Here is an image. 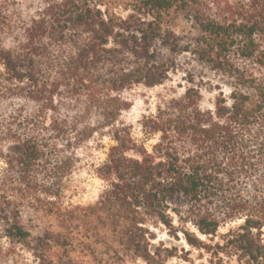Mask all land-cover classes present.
Returning <instances> with one entry per match:
<instances>
[{
	"label": "trees",
	"instance_id": "trees-1",
	"mask_svg": "<svg viewBox=\"0 0 264 264\" xmlns=\"http://www.w3.org/2000/svg\"><path fill=\"white\" fill-rule=\"evenodd\" d=\"M164 53L221 74L228 93L163 100L143 118L147 149L121 120L123 93L162 85ZM96 138L112 142L106 187L65 207ZM235 221L226 244L264 264V0H0V264H167L150 227L195 246L187 225L211 236Z\"/></svg>",
	"mask_w": 264,
	"mask_h": 264
},
{
	"label": "rangeland",
	"instance_id": "rangeland-1",
	"mask_svg": "<svg viewBox=\"0 0 264 264\" xmlns=\"http://www.w3.org/2000/svg\"><path fill=\"white\" fill-rule=\"evenodd\" d=\"M122 16H127L128 11L116 9ZM163 59L170 67L168 79L160 86L154 88H144L142 86L133 87L123 93L131 103V108L123 113L122 122L130 128L132 137L138 143L145 144L147 149L151 148L157 137H150L142 129L143 118L155 113L157 106L163 100L172 96H180L186 87L202 84L203 88L221 87L227 94V79L221 74L211 70L206 65L197 62L188 54H165ZM204 93L205 106L210 105V101L217 93ZM112 142L108 139L99 141V138L88 143L80 151V164L74 170L72 176L64 183L62 192L63 206H89L95 204L106 184L97 177L96 169L104 162L109 147ZM171 208L178 210L184 206L181 199L171 202ZM173 224L179 227L178 218L173 213L170 214ZM26 224L32 223L26 220ZM242 221H235L221 226L215 235L203 236L191 225L186 229L198 240L197 245H190L185 240L182 233L170 235L168 231L159 226L150 227L155 240L154 246L159 242L172 249L174 257L167 261V264H257L248 262L247 258L242 257L234 246H228L227 233L237 228ZM264 238V236H263ZM0 246H9L3 240ZM260 262V261H259ZM140 264H143L140 262Z\"/></svg>",
	"mask_w": 264,
	"mask_h": 264
}]
</instances>
